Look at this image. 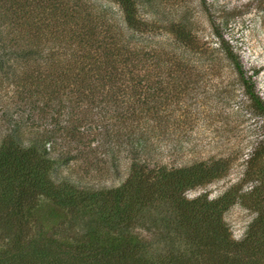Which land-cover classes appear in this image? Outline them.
I'll use <instances>...</instances> for the list:
<instances>
[{
	"label": "trees",
	"instance_id": "1",
	"mask_svg": "<svg viewBox=\"0 0 264 264\" xmlns=\"http://www.w3.org/2000/svg\"><path fill=\"white\" fill-rule=\"evenodd\" d=\"M95 1L0 0V264H264V123L244 159L249 189L233 183L215 198H187L225 175L233 153L162 161L176 122L170 87L188 73L180 59H161L169 51L151 46L141 12L160 16L196 52L191 2L110 0L115 11ZM195 1L246 104L264 119V100L209 2ZM93 121L103 123L94 134L98 152L80 130ZM121 158L130 160L128 175L115 186L84 183L73 172L95 176L106 164L119 177ZM246 198L257 215L236 241L223 215Z\"/></svg>",
	"mask_w": 264,
	"mask_h": 264
},
{
	"label": "rangeland",
	"instance_id": "2",
	"mask_svg": "<svg viewBox=\"0 0 264 264\" xmlns=\"http://www.w3.org/2000/svg\"><path fill=\"white\" fill-rule=\"evenodd\" d=\"M207 1L214 23L220 25L219 30L224 40L237 55L246 76L253 82L255 91L264 100V0ZM95 2L118 11L117 5L110 0ZM189 2L194 11L191 18L195 21L193 27L196 32V52L191 45L186 47L180 42L169 31L160 16L157 17L148 8L142 10L141 17L152 29L151 46L169 51L164 57L162 55L161 59H180V63L184 64L183 70H187L188 73L180 82L177 81L174 90L169 85L174 97L170 114L176 122L169 127L174 132L172 142L167 145L170 148L161 149L164 154L162 161L183 164L233 153V161L225 175L186 193L187 198L202 193H207L209 198H215L233 183L241 185L243 190L251 187L250 181H245L242 177L245 170L244 159L256 140L261 137L264 119L246 104L248 100L243 94L236 71L229 59L224 57L218 38L212 33L208 14L199 9L198 1ZM157 18L160 19L159 22L151 21ZM230 93L233 94L234 102L231 106L225 103ZM244 100L243 105L246 106L243 110H235ZM67 118V115L62 117L63 120H68ZM97 121H93L90 126L88 124L82 126L80 130L89 136H86L84 143L87 149L91 147L98 152L97 148L102 142L98 135L94 134L100 132L103 123ZM93 135L97 137L90 141ZM173 146L176 147L172 149ZM83 161L85 160L82 159L79 163L86 164ZM129 161L127 158L120 159L119 177L109 176L112 171L110 168L107 169L106 164L98 171L99 175L94 174L95 176L85 173L84 168H77L73 172L81 174L84 183L115 186L128 175ZM247 200L246 198V201L242 199L236 202L223 215L231 238L236 241L244 238L249 224L257 215L253 208L246 205Z\"/></svg>",
	"mask_w": 264,
	"mask_h": 264
}]
</instances>
